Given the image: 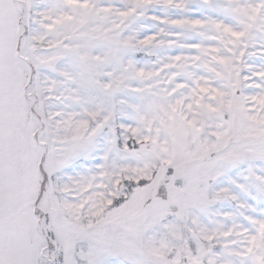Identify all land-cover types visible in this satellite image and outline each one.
Here are the masks:
<instances>
[{
  "label": "snow or ice",
  "instance_id": "6c2138e0",
  "mask_svg": "<svg viewBox=\"0 0 264 264\" xmlns=\"http://www.w3.org/2000/svg\"><path fill=\"white\" fill-rule=\"evenodd\" d=\"M0 264H264V0H0Z\"/></svg>",
  "mask_w": 264,
  "mask_h": 264
}]
</instances>
